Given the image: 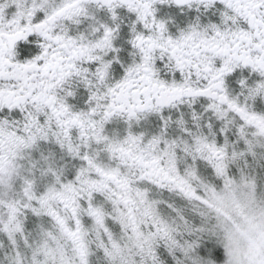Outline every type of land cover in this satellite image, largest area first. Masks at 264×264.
Listing matches in <instances>:
<instances>
[{
    "label": "snow or ice",
    "instance_id": "obj_1",
    "mask_svg": "<svg viewBox=\"0 0 264 264\" xmlns=\"http://www.w3.org/2000/svg\"><path fill=\"white\" fill-rule=\"evenodd\" d=\"M91 2L0 0V264H264V0H94L106 23L85 52L66 29ZM169 7L207 14L205 31L177 34ZM74 74L108 85L105 120L185 96L208 116L115 140L92 119L85 139L57 96Z\"/></svg>",
    "mask_w": 264,
    "mask_h": 264
},
{
    "label": "clouds",
    "instance_id": "obj_2",
    "mask_svg": "<svg viewBox=\"0 0 264 264\" xmlns=\"http://www.w3.org/2000/svg\"><path fill=\"white\" fill-rule=\"evenodd\" d=\"M88 7L89 10L86 14L81 13L83 19L73 21L69 28L66 29V31H71L73 33L74 38L77 36L83 37V48L85 49V52L94 50L90 48V46L94 45L98 39L97 32L99 31V27L96 25L103 26L106 23L102 8L97 6L94 0H92ZM196 7H199V5H196ZM171 9L172 8L169 7L165 10L166 12L171 13L167 23L173 26L177 34L183 29L189 27V20L195 21L197 25L201 26L200 32L203 33L205 31L204 26L209 20L207 14H203L202 19H197L198 14L195 8H182L178 9L176 12L171 11ZM190 13H192L191 16L189 15ZM108 19H111V17H108ZM85 20L88 21L87 24H85ZM93 20L95 23H93ZM121 23L126 25L127 21L122 19ZM77 29H79V32H77ZM113 31H116V29H113ZM117 35H119V33H117ZM160 35L161 33L159 30L152 33L154 40H158ZM113 38L115 39V37ZM99 39L103 38L100 37ZM183 43L191 45L192 41L185 40ZM127 54L129 56L132 55L130 51ZM105 55H107L106 52ZM86 63L87 61H85V64ZM171 63L172 62L167 58L160 61V67L157 69V73L161 75V78L168 77L169 79H172L174 77L176 70L174 65L169 67ZM255 75L261 76V73L256 72ZM232 77V83L228 85L230 92L234 94L235 98L241 100L242 103H247L248 106L251 107L255 103V97H249L247 88L242 86L240 81H248L251 79L253 77V71L248 70L245 74L242 69H237V73L232 74ZM261 79H264V77H261ZM84 80L85 77L83 75L77 76L74 74L73 76L68 77L64 83L59 86L57 96L59 102L66 105L69 110L68 114H65V122L71 119L72 115H79L80 125H82L83 130L87 132L85 139H87L88 136L93 135V132L87 131L88 128L91 127L89 120L92 119H94L97 126L95 131H100L101 129L106 128L107 131L104 132V135L115 140L117 138H126L129 134L138 138H151V134L160 136L165 131L163 127L164 119L167 120L169 129L175 124L176 128L183 130V126L179 124L178 121L185 117H187V120H191V114L193 112L198 111L200 116H208L205 103L207 98L185 96L182 100L176 101L172 107H166L163 114L153 106L151 111L140 112L131 118L128 116L127 112L124 111L116 114L109 120H105L104 114L108 111L112 102V98L106 91L108 85L101 81H95L91 83L90 87L88 83H84ZM197 82L198 81L196 80H192L193 87H195ZM260 100L264 103V94H260ZM207 102L211 103L210 100ZM162 115L164 116V119H161ZM213 115H215V113H213ZM187 120H185V123H187ZM192 123L195 124L196 121L193 120ZM204 123L207 125V119H205ZM80 125L77 127L79 128ZM157 128H159V131H157ZM196 131L199 132L200 129L197 128ZM74 139L77 142V146H79V131ZM93 151H95V149H93Z\"/></svg>",
    "mask_w": 264,
    "mask_h": 264
},
{
    "label": "flooded vegetation",
    "instance_id": "obj_3",
    "mask_svg": "<svg viewBox=\"0 0 264 264\" xmlns=\"http://www.w3.org/2000/svg\"><path fill=\"white\" fill-rule=\"evenodd\" d=\"M171 10L173 11V8H172ZM176 11H178V9H176ZM173 12H174V11H173ZM189 15L191 16V15H192V13H190ZM181 19H182V17H181ZM32 47H33V48H36V45H35V44H33V45H32Z\"/></svg>",
    "mask_w": 264,
    "mask_h": 264
},
{
    "label": "rangeland",
    "instance_id": "obj_4",
    "mask_svg": "<svg viewBox=\"0 0 264 264\" xmlns=\"http://www.w3.org/2000/svg\"><path fill=\"white\" fill-rule=\"evenodd\" d=\"M171 11H172V10H171ZM173 11H174V12H176V9H175V8H173Z\"/></svg>",
    "mask_w": 264,
    "mask_h": 264
}]
</instances>
